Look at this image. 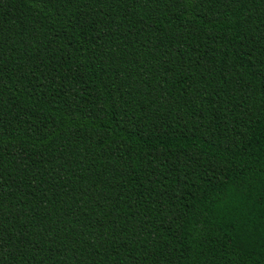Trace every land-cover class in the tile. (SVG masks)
Wrapping results in <instances>:
<instances>
[{"label": "trees", "instance_id": "obj_1", "mask_svg": "<svg viewBox=\"0 0 264 264\" xmlns=\"http://www.w3.org/2000/svg\"><path fill=\"white\" fill-rule=\"evenodd\" d=\"M0 264H264V0H0Z\"/></svg>", "mask_w": 264, "mask_h": 264}]
</instances>
